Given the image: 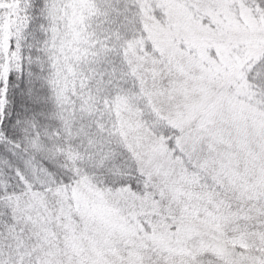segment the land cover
Wrapping results in <instances>:
<instances>
[{
    "label": "snow or ice",
    "instance_id": "6c2138e0",
    "mask_svg": "<svg viewBox=\"0 0 264 264\" xmlns=\"http://www.w3.org/2000/svg\"><path fill=\"white\" fill-rule=\"evenodd\" d=\"M0 264H264V0H0Z\"/></svg>",
    "mask_w": 264,
    "mask_h": 264
}]
</instances>
